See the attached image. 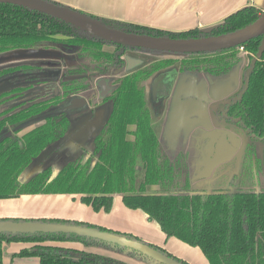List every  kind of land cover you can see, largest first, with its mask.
Returning <instances> with one entry per match:
<instances>
[{"label": "trees", "instance_id": "16d2710c", "mask_svg": "<svg viewBox=\"0 0 264 264\" xmlns=\"http://www.w3.org/2000/svg\"><path fill=\"white\" fill-rule=\"evenodd\" d=\"M48 1L64 5L55 0ZM77 10L125 32L171 38H197L232 32L255 21L263 11L254 5H245L209 28L173 31ZM261 39L262 36H256L222 50L182 54L180 63L185 69L204 71L211 76L226 75L240 63L239 47H243L247 62L243 69L242 86L230 95L219 112L237 124L247 136L262 144L264 169V51L250 71L246 90L232 102L244 87L246 70L251 66ZM46 42L79 49L92 61L102 64L103 73L124 66L123 56L127 51L161 52L103 40L49 14L0 2V53L15 48H33ZM172 62L174 59L167 58L116 80L106 97L112 103L111 109L103 127L93 138V160L88 157L66 162L55 173L50 166H46L24 181L19 178L22 171L48 146H57L71 126L70 119L65 112H58L47 115L43 122L20 135L21 129L18 128H14L13 134L2 135V130L60 103L66 95L81 90L83 84L68 80L70 71L64 69L60 77L61 94L21 99L32 87V81L14 83L0 90V199L24 194L79 195V201L93 211L108 213L113 207L114 195L120 194L127 208L142 211L167 237L173 236L190 246L199 247L209 264H264V187H238L235 176H232L229 185L235 187L233 193L222 188L190 190L187 179L183 189H172L177 184L174 162L163 152L159 136L152 126V115L142 85L147 76ZM31 66L28 63L3 66L0 68V79ZM130 125L135 126L134 130L128 129ZM129 134L132 139L128 138ZM150 185H158L162 191L150 193L146 190ZM3 219L97 227L146 243L163 255L189 264L165 248L129 232L85 221L59 217ZM12 242L30 243L12 256H36L39 264H128L83 248L56 244L69 242L124 253L147 264H164L124 246L63 232H1L0 264L3 244Z\"/></svg>", "mask_w": 264, "mask_h": 264}, {"label": "rangeland", "instance_id": "374dc122", "mask_svg": "<svg viewBox=\"0 0 264 264\" xmlns=\"http://www.w3.org/2000/svg\"><path fill=\"white\" fill-rule=\"evenodd\" d=\"M240 54V63L226 75L211 76L204 71L181 72L177 65L173 64L155 79L143 82L161 147L165 155L174 162L177 184L173 190L183 189L186 179L190 190H227L232 176H235L238 187H264L260 143L251 140L219 112L225 100L241 85L247 57L243 51ZM167 57L178 60L183 55L127 51L126 63L122 68L110 69L103 73V65L92 61L86 53L74 47H62L54 42L0 53V68L20 62L33 65V68L17 76L0 79V90L14 82L33 81L32 87L21 99L30 100L61 94L63 90L60 77L64 69L70 71L68 80L73 79L83 84L81 90L66 95L60 103L50 105L39 114L2 130V135L13 134L14 128H18L21 129V134L43 122L47 115L66 112L70 117L71 126L57 146H48L31 161L19 178L27 180L46 166H50L55 173L68 161L84 160L88 157L93 160V138L107 119L112 103L106 97L118 77L128 72L135 64ZM146 190L150 193L162 191L158 185L147 186ZM83 248L128 264L140 261L108 249Z\"/></svg>", "mask_w": 264, "mask_h": 264}, {"label": "crops", "instance_id": "0c3cea01", "mask_svg": "<svg viewBox=\"0 0 264 264\" xmlns=\"http://www.w3.org/2000/svg\"><path fill=\"white\" fill-rule=\"evenodd\" d=\"M55 1L89 14L173 31L193 27L209 28L219 23L229 13L245 5H254L264 10V0ZM15 217H59L85 221L113 230L129 232L147 242L165 248L189 264H209L199 247L190 246L173 236L167 237L155 222L147 219L142 211L127 208L123 204L120 194L114 195L113 207L108 213L93 211L91 207L79 201V195L24 194L15 198L0 199V219ZM56 244L83 248L78 243ZM29 245L30 243L19 242L3 244L1 263L39 264V258L36 256H12L21 248ZM135 263L147 264L142 261H136Z\"/></svg>", "mask_w": 264, "mask_h": 264}, {"label": "water", "instance_id": "95a60500", "mask_svg": "<svg viewBox=\"0 0 264 264\" xmlns=\"http://www.w3.org/2000/svg\"><path fill=\"white\" fill-rule=\"evenodd\" d=\"M0 2L11 3L25 6L39 12L49 14L72 24L96 37L102 38L113 43L130 47H142L161 52L173 54H186L198 52H211L230 48L242 44L243 42L262 36L256 55L251 60V66L246 71V81L244 89L236 98H240L246 90L249 74L257 59L262 56L264 51V10L259 17L252 23L239 28L235 31L197 38H171L167 36H153L148 34H138L125 32L117 28L106 25L102 20L96 19L86 13L80 12L67 5H58L48 0H0ZM234 98V99H236ZM227 192L232 193L234 187H227ZM34 233V232H63L75 233L82 236L98 238L103 241L111 242L136 250L153 260L164 264H183L182 262L163 255L150 245L138 240L127 238L108 230H101L97 227H89L81 224H68L59 222H45L39 220H13L0 219V233Z\"/></svg>", "mask_w": 264, "mask_h": 264}, {"label": "flooded vegetation", "instance_id": "af4514ba", "mask_svg": "<svg viewBox=\"0 0 264 264\" xmlns=\"http://www.w3.org/2000/svg\"><path fill=\"white\" fill-rule=\"evenodd\" d=\"M241 51H243V49L241 50ZM132 52H134V51H132ZM135 53H138V52H135ZM142 54H153V53H142ZM127 55V52L125 53V55L123 56V58H124V60H125V56ZM167 58H172V57H167ZM167 58H162V59H150V60H148V61H146L145 63H141L140 65L139 64H135V66L133 67V68H131V69H129V71L128 72H126V73H124L123 75H121L120 77H122V76H124V75H127V74H129V73H132L133 71H135V70H137V69H139V68H141V67H144V68H148L149 66H151L152 64H154L155 62H158V61H161V60H164V59H167ZM183 58V57H182ZM182 58H180V59H178V60H176L175 58H172V59H174V62H172L171 64H169V65H166V66H164V67H162V68H160L159 70H157V71H155V72H153L152 74H150L149 76H147L143 81H142V85L144 86V84H143V82L144 81H146V80H148V79H151V78H153V79H155L157 76H159L160 74H161V72L162 73H164V70L166 71V69H168L170 66H172L173 64H176L177 65V67H178V70L179 71H181V72H184V71H186V72H190V73H196V72H198L197 70H189V69H185L184 67H182V65H181V59ZM20 63H28V62H20ZM125 63H126V60H125ZM28 64H31V63H28ZM32 65V64H31ZM125 65V64H124ZM123 67V66H122ZM122 67H119V68H122ZM31 68H33V65L31 66ZM30 68V69H31ZM119 68H116V69H119ZM30 69H27V70H30ZM27 70H23V71H18V73L17 74H15V75H11V76H17V75H19V74H21V73H24L25 71H27ZM247 71V70H246ZM53 72H55V71H53ZM245 76H246V73H245ZM6 77H10V76H6ZM6 77H3V78H6ZM120 77H118V78H120ZM3 78H1V79H3ZM27 81H31V80H26V81H19V82H14V83H23V82H27ZM245 81H246V78H245ZM33 82V81H32ZM14 83H11L10 85H12V84H14ZM242 86V81H241V85H240V87ZM244 86H245V83H244ZM240 87H239V89L238 90H240ZM144 89H145V87H144ZM243 89H244V87H243ZM242 89V90H243ZM237 90V91H238ZM241 90V91H242ZM240 91V92H241ZM236 92V91H235ZM240 92H239V94H240ZM234 94V93H233ZM238 94V95H239ZM237 95V96H238ZM237 96H234L233 97V100H232V102H234L236 99H239V98H236ZM145 97H146V93H145ZM230 97V96H229ZM234 98H236V99H234ZM227 100V99H226ZM225 100V101H226ZM146 101H147V106H148V100H147V97H146ZM149 108V107H148ZM150 110V109H149ZM151 112V111H150ZM66 113V112H65ZM67 114V113H66ZM68 115V114H67ZM151 115H152V113H151ZM69 117V116H68ZM223 118H225L224 116H223ZM69 119H70V117H69ZM226 119V118H225ZM226 120H228V119H226ZM153 121H154V116L152 115V126H153V128L155 129V126H154V124H153ZM228 122H230V123H232L233 124V126H237V128L238 129H240L242 132H243V130L237 125V124H235V123H233V121H231V120H228ZM134 128H135V126H133V125H130L129 127H128V129L129 130H134ZM155 131L157 132V128L155 129ZM244 133V132H243ZM157 134H158V132H157ZM159 136V135H158ZM128 138L129 139H132V135H128ZM251 138V140H254L252 137H250ZM257 141V140H256ZM259 142V141H258ZM260 143V142H259ZM260 146H261V151H262V144L260 143ZM261 154H262V152H261ZM261 161H262V155H261ZM69 162V161H68ZM262 167H263V165H262ZM234 190H235V188H234ZM225 192H227L226 190H225ZM229 193V192H228ZM233 193V192H232Z\"/></svg>", "mask_w": 264, "mask_h": 264}, {"label": "built area", "instance_id": "2783aa9c", "mask_svg": "<svg viewBox=\"0 0 264 264\" xmlns=\"http://www.w3.org/2000/svg\"><path fill=\"white\" fill-rule=\"evenodd\" d=\"M239 49H240V50H242V49H243V47H242V46H240V47H239Z\"/></svg>", "mask_w": 264, "mask_h": 264}]
</instances>
